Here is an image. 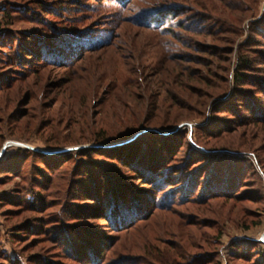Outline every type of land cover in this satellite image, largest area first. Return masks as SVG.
<instances>
[{"label":"rangeland","instance_id":"374dc122","mask_svg":"<svg viewBox=\"0 0 264 264\" xmlns=\"http://www.w3.org/2000/svg\"><path fill=\"white\" fill-rule=\"evenodd\" d=\"M263 87L264 0H0V264H264Z\"/></svg>","mask_w":264,"mask_h":264},{"label":"trees","instance_id":"16d2710c","mask_svg":"<svg viewBox=\"0 0 264 264\" xmlns=\"http://www.w3.org/2000/svg\"><path fill=\"white\" fill-rule=\"evenodd\" d=\"M113 1H116V2H119V3H121V2L125 3L128 0H113ZM126 4H128V3H126ZM168 7H170V6H168ZM164 11L165 12H163L162 15H161V13L158 14V15H155V17L157 19H159V20H157L156 18H152V22L150 24H146L145 27H147L150 30L158 31L160 33L163 32V34L165 32H171V30H169V28H172L173 25H174L173 24L174 23L173 20L176 17V15H175L176 12H173V9H168V10H164ZM158 12H160V11H158ZM154 19H156L157 21H153ZM160 23H162V25L157 27V25L160 24ZM203 23H205V22H203ZM161 27H163V28H161ZM202 28H205V27H202ZM200 31L203 32V30H201V28H200ZM173 36H176V35L173 34ZM108 44L109 43H103V45L100 46L98 49L102 50L103 48H101V47L107 46ZM84 47H85V45L83 43H80L78 45V47H77V50L72 49L71 47H66L63 50L66 49V51L68 53H71L70 56H72L73 57L72 60L75 61V60H77L78 58H80L83 55L82 53H85L86 51H91L90 48L83 51ZM163 51H165L164 48H163ZM67 56L68 55H66V56H56V57H51V59L55 60L56 63H58V64L61 63V65H60L61 67H67L70 64H72L71 63L72 60H70V61L67 60V58H68ZM239 67H246L245 69L249 68V66L247 65V62H245V61H243V66L240 63ZM237 78H238L239 81L241 80V78H244V76L242 75V73H240L239 70H238V73H237ZM101 149H103V151H109V150L114 149V147L113 146H104V147H101ZM142 172H143L144 178H147L149 180H153V178L155 180H157V175L159 174V173L155 174L152 170L150 171V170H146V169H142ZM114 197H115L114 199L112 198V202L110 201L111 205L109 204L110 205L109 207H106V208L103 209V212H102V215H101V219L107 218L118 229H123L122 226L127 224V223H129L131 221L132 218H130L129 215H133L134 214L135 217H137V216L141 217L142 214H144V212L147 210L146 208L142 209L144 211L136 209V208H129V206H126V204L124 203L125 201L123 200V197H122L121 193H118V192L115 193ZM93 201L95 203H97V205H102L103 204V203H101L102 201H100V199H98V198H96ZM141 211H142V213H141ZM86 244H88V243H86ZM86 244H83V245H86ZM76 247L79 248L80 246H78L76 244L75 246H72V248L70 250H71V252L74 251L75 255L78 257V255L81 254V253L79 251L77 252V248ZM86 253H88L89 257L90 256L92 258L95 257L93 259V261L97 260L98 259L97 257H99L98 252H97V254H95L96 253V249L93 248V250H92L90 246H89L88 249H86ZM48 262H49V264H54L51 261H48Z\"/></svg>","mask_w":264,"mask_h":264},{"label":"water","instance_id":"95a60500","mask_svg":"<svg viewBox=\"0 0 264 264\" xmlns=\"http://www.w3.org/2000/svg\"><path fill=\"white\" fill-rule=\"evenodd\" d=\"M9 147V145H6L5 146V148L3 149V152H2V154H4L5 153V151H6V149Z\"/></svg>","mask_w":264,"mask_h":264},{"label":"built area","instance_id":"2783aa9c","mask_svg":"<svg viewBox=\"0 0 264 264\" xmlns=\"http://www.w3.org/2000/svg\"><path fill=\"white\" fill-rule=\"evenodd\" d=\"M261 243H264V236L262 237V239L260 240Z\"/></svg>","mask_w":264,"mask_h":264},{"label":"bare ground","instance_id":"6f19581e","mask_svg":"<svg viewBox=\"0 0 264 264\" xmlns=\"http://www.w3.org/2000/svg\"><path fill=\"white\" fill-rule=\"evenodd\" d=\"M12 146V145H11Z\"/></svg>","mask_w":264,"mask_h":264}]
</instances>
